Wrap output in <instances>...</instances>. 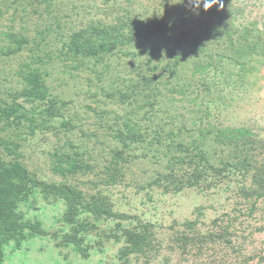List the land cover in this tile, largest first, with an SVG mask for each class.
Segmentation results:
<instances>
[{"label": "rangeland", "instance_id": "1", "mask_svg": "<svg viewBox=\"0 0 264 264\" xmlns=\"http://www.w3.org/2000/svg\"><path fill=\"white\" fill-rule=\"evenodd\" d=\"M33 69L43 98L25 93ZM0 102L29 111L0 124L15 148L0 144V159L83 200L33 188L1 223L0 264H264V198L252 214L233 203L252 176L237 162L264 159V0H0ZM191 149L205 166L237 164L207 168L219 183L167 186ZM94 200L110 214L89 211ZM227 214L231 242L202 237Z\"/></svg>", "mask_w": 264, "mask_h": 264}, {"label": "trees", "instance_id": "2", "mask_svg": "<svg viewBox=\"0 0 264 264\" xmlns=\"http://www.w3.org/2000/svg\"><path fill=\"white\" fill-rule=\"evenodd\" d=\"M15 43L17 44V48L15 50H20L21 47L27 43V39L25 37L16 38ZM14 50V51H15ZM26 94L33 99L43 98L46 92V86L44 84V80L40 77L38 70H30L26 77ZM22 108V106H21ZM20 105H6L0 102V124L3 123L5 126L12 125L14 123H19L22 118H26L28 115L26 114L27 110L23 109V112H20ZM218 133V136L221 137L222 140L228 139L233 135L242 134L239 130L231 131L227 129H218L217 127H212ZM210 128V129H211ZM201 131L209 132V127L203 128ZM125 136L122 135V139L128 138L130 136L131 140L137 138V132L134 131L130 133L127 131ZM0 144H5V149L10 153L13 151L14 144L13 142H9L7 140H3L0 138ZM13 144V145H12ZM12 145V146H11ZM196 149V151L189 152V160L187 157H178L175 162H171L172 165L168 172L164 174L166 176L163 181L167 186L171 188H175V190L182 188L185 184H203L208 179L216 181L219 183L223 181V176H209L208 169H212L210 173L214 175H220L222 171L228 166H236L237 163L240 166L236 168L239 171L252 173L250 176V182L247 184L244 182L245 176H240L238 181L242 184L239 187L238 193L236 194L235 205H241L252 214L256 209H258V203L261 198H264V159L261 161H254L253 159H249L246 155L241 161L237 162L235 165H230L227 161L223 162L222 168H212L211 165H204V162H208L205 152ZM179 161V162H178ZM182 162H185L183 164ZM181 164L183 169L177 171L176 164ZM76 164L72 163L66 169L58 168V171L61 173H67L69 171L77 172L80 168L75 166ZM176 167V168H175ZM176 171V172H175ZM183 171V172H182ZM186 175V176H184ZM182 176V177H181ZM211 183V181H209ZM42 187L46 195L53 194L59 197L65 198L68 201L74 202V205L80 203L82 197L79 192H77L73 187L67 185H47L41 181L35 180L31 176L28 175L26 169L21 166V164L15 161H2L0 159V226L3 223L6 227L8 225L9 218L13 216L12 209L15 205L23 199H26L28 195L32 192V189L35 187ZM97 200L92 202H88L85 204L86 208L91 211L94 215H100V213L110 214L109 209L105 208L102 210L101 205ZM73 205V206H74ZM72 206V207H73ZM234 210V208L232 209ZM235 216L232 214H227V218L220 220V218H215L210 225L209 230L202 236L205 239H211V241L223 240L227 243L231 242L230 234L232 232L231 225L233 223ZM195 222L187 221L184 226L186 229H191L194 226ZM2 227V226H1ZM150 226L144 225L143 232H135L132 234L135 241L131 244L134 247L139 246L140 249H143L146 245L145 243V235ZM235 229V228H233Z\"/></svg>", "mask_w": 264, "mask_h": 264}, {"label": "clouds", "instance_id": "3", "mask_svg": "<svg viewBox=\"0 0 264 264\" xmlns=\"http://www.w3.org/2000/svg\"><path fill=\"white\" fill-rule=\"evenodd\" d=\"M192 2L194 3L195 7H199V4L201 3V0H192ZM217 0H203V7L205 10H207L208 8H211L213 3H216Z\"/></svg>", "mask_w": 264, "mask_h": 264}]
</instances>
